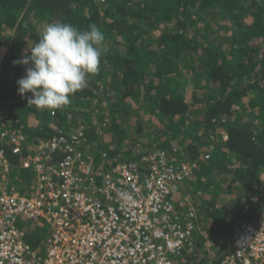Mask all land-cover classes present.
Masks as SVG:
<instances>
[{"label": "trees", "instance_id": "16d2710c", "mask_svg": "<svg viewBox=\"0 0 264 264\" xmlns=\"http://www.w3.org/2000/svg\"><path fill=\"white\" fill-rule=\"evenodd\" d=\"M51 22L78 29L95 23L106 49L87 87L54 111L28 105L31 93L18 94L17 80L31 65L13 63L30 55ZM0 46V108L29 143L80 129L84 158L101 160L103 167L138 161L154 150L197 164L184 194L204 186L203 180L213 186L207 203L196 208V229L206 225L208 237L196 238L201 253L185 264H206L232 251L248 217L244 198L250 212L264 213V0H0ZM183 83L187 89L180 91ZM143 138L152 147L136 151ZM7 156L18 165V155ZM18 170H12L15 182L28 184L33 171ZM219 177L224 193L237 195L228 209L216 206ZM235 210L244 216L240 226L225 218ZM213 239L225 245L211 255L207 242ZM26 240L35 246L40 235L27 233Z\"/></svg>", "mask_w": 264, "mask_h": 264}, {"label": "built area", "instance_id": "2783aa9c", "mask_svg": "<svg viewBox=\"0 0 264 264\" xmlns=\"http://www.w3.org/2000/svg\"><path fill=\"white\" fill-rule=\"evenodd\" d=\"M84 141L79 129L29 143L0 108V264H185L188 256L197 258L196 238L208 232L196 229V208L184 195L197 164L154 150L103 167L84 158ZM7 151L18 155V165ZM14 167L33 171L28 194L16 185ZM120 193L134 203L125 204ZM244 201L249 215L232 251L206 264H264V213L250 212ZM27 222L46 229L35 246L26 240Z\"/></svg>", "mask_w": 264, "mask_h": 264}, {"label": "clouds", "instance_id": "9594fccd", "mask_svg": "<svg viewBox=\"0 0 264 264\" xmlns=\"http://www.w3.org/2000/svg\"><path fill=\"white\" fill-rule=\"evenodd\" d=\"M105 34L95 24L86 29L62 22L48 23L33 46L15 64L31 65L17 80L18 94L28 105L54 111L71 103L70 96L87 87L88 78L98 73ZM125 204L134 203L129 193H120Z\"/></svg>", "mask_w": 264, "mask_h": 264}, {"label": "rangeland", "instance_id": "374dc122", "mask_svg": "<svg viewBox=\"0 0 264 264\" xmlns=\"http://www.w3.org/2000/svg\"><path fill=\"white\" fill-rule=\"evenodd\" d=\"M194 38L197 39L198 41L200 42H203V40L201 39V37L198 36L197 33H194ZM5 53V47L4 46H0V56L4 55ZM181 78L183 79V76H181ZM187 83H183L180 87V91H183L184 89H187ZM187 93V92H186ZM188 94V93H187ZM145 118L148 117V114L146 113L144 115ZM151 118H153V116H151ZM32 122V121H31ZM130 122H133V119H130ZM160 122V121H158ZM129 123V122H128ZM130 124V123H129ZM153 124V123H152ZM155 125L159 123H154ZM131 125V124H130ZM76 126V125H75ZM129 126V125H127ZM151 140V139H150ZM149 140V138H143V139H140L137 144H136V151H141V150H145V149H149L152 147L153 143H151ZM230 159L233 161V156L230 157ZM222 161H218V163H220ZM220 165V164H218ZM199 166V165H198ZM16 171V170H14ZM22 171H25L27 173L26 170H18V172L21 174ZM12 175H13V171H11ZM14 176H17V174H15ZM222 178L219 177V179H214V182L218 181L219 184L223 185V189L221 188L217 195V204L216 206L218 207H226V209H228L227 207L229 206V201H232L234 200L237 195L235 192L233 191H229L227 194L224 193V191L226 192V188L224 186V183L225 181H221ZM30 182L34 183L33 180H30ZM16 183V182H15ZM213 183V182H211ZM203 184L204 186H200L198 190L194 191V193H191V194H184L185 195V198L187 199L188 203L191 204V206H194L195 208H200V206L202 207V204H206L207 203V200L211 197V194H212V189H213V186H210V187H207L208 184L204 183V180H203ZM215 184V183H214ZM213 184V185H214ZM17 186H19L17 183H16ZM30 185V183H29ZM225 188V189H224ZM29 187L27 188V190H24L23 188H21V191H23V193H26L28 194L29 193ZM222 191V192H221ZM189 206V205H188ZM235 216H229V215H226L225 218L229 221H235L237 223V225L235 226H240V224H242V222L244 221V216L242 217L240 215V213L238 211L235 210ZM247 216L249 215L246 214ZM234 217V218H233ZM203 218V216H202ZM201 219V218H200ZM233 219V220H232ZM232 223V222H231ZM239 224V225H238ZM220 226V225H219ZM224 226L228 227V225H223V228ZM221 228V226H220ZM26 233H28L31 237H39L40 235V240L43 238V235L46 233V229L41 226V225H29L27 227V229H25ZM223 232V231H222ZM223 236L227 238H231V232L228 233L226 229H224V232H223ZM222 237V236H221ZM222 239V238H221ZM214 241L216 239H213ZM216 244L218 243V241L216 240L215 241ZM225 245L224 241H220V243L218 244V250H222V247ZM213 251V250H212Z\"/></svg>", "mask_w": 264, "mask_h": 264}, {"label": "crops", "instance_id": "0c3cea01", "mask_svg": "<svg viewBox=\"0 0 264 264\" xmlns=\"http://www.w3.org/2000/svg\"><path fill=\"white\" fill-rule=\"evenodd\" d=\"M98 164L99 163H102V161L101 160H99L98 162H97ZM29 171V170H28ZM14 178V177H13ZM31 180H33L34 181V174H33V176H31ZM29 183H30V185H29ZM33 185H34V183H32V182H30V181H28V184H26V185H23V184H20V187L18 186V188H23L24 190H27V188L28 187H30V189H32L33 188ZM184 197V196H183ZM260 210V209H259ZM28 225H30V224H28ZM36 225V224H35ZM38 225H40V223L38 224ZM42 225V224H41ZM208 226V225H207ZM203 227L204 228H206V225H203ZM207 244L211 247V249L213 250V253L211 254V255H213V254H215L216 253V251H219L218 250V245L216 244V242L214 241V240H209V242H207Z\"/></svg>", "mask_w": 264, "mask_h": 264}]
</instances>
